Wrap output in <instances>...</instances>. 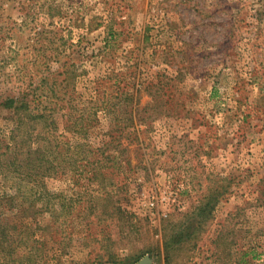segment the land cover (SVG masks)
<instances>
[{
	"label": "rangeland",
	"instance_id": "374dc122",
	"mask_svg": "<svg viewBox=\"0 0 264 264\" xmlns=\"http://www.w3.org/2000/svg\"><path fill=\"white\" fill-rule=\"evenodd\" d=\"M25 141L0 264H264V0H0L1 155Z\"/></svg>",
	"mask_w": 264,
	"mask_h": 264
},
{
	"label": "trees",
	"instance_id": "16d2710c",
	"mask_svg": "<svg viewBox=\"0 0 264 264\" xmlns=\"http://www.w3.org/2000/svg\"><path fill=\"white\" fill-rule=\"evenodd\" d=\"M9 103L14 104L13 100H9ZM24 145H21L23 147L21 152H23L22 156H26L24 152H29V157L34 156L35 162L31 163L29 158H26L25 160H20L15 152L1 155L0 152V174H10L18 169L21 172H24V174L34 177V176H41L43 174V169L39 167V165L44 164V157H42V149L35 147L34 142L31 141H25L23 142ZM38 166V172L32 173L36 170L33 168H36ZM32 167V168H31ZM42 173V174H41ZM38 179V178H35Z\"/></svg>",
	"mask_w": 264,
	"mask_h": 264
},
{
	"label": "water",
	"instance_id": "95a60500",
	"mask_svg": "<svg viewBox=\"0 0 264 264\" xmlns=\"http://www.w3.org/2000/svg\"><path fill=\"white\" fill-rule=\"evenodd\" d=\"M140 264H148V260L145 259L143 262H141Z\"/></svg>",
	"mask_w": 264,
	"mask_h": 264
},
{
	"label": "built area",
	"instance_id": "2783aa9c",
	"mask_svg": "<svg viewBox=\"0 0 264 264\" xmlns=\"http://www.w3.org/2000/svg\"><path fill=\"white\" fill-rule=\"evenodd\" d=\"M152 206H154V204H152Z\"/></svg>",
	"mask_w": 264,
	"mask_h": 264
}]
</instances>
